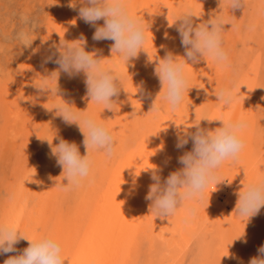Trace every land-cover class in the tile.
Masks as SVG:
<instances>
[{"label":"rangeland","instance_id":"rangeland-1","mask_svg":"<svg viewBox=\"0 0 264 264\" xmlns=\"http://www.w3.org/2000/svg\"><path fill=\"white\" fill-rule=\"evenodd\" d=\"M220 2L128 0L129 11L146 26L149 54L142 50L127 62L112 55L113 40L93 39L95 27L79 17V3L69 6L75 0H0V224H15L30 238H55L65 264H250L259 256L264 246V207L249 220L235 208L244 185L264 176V0H245V7L232 11ZM189 9L200 16L194 24L212 14L223 18L229 62L220 66L208 59L188 64L189 91L172 112L152 60L169 52L182 59L180 22L169 27L167 16L174 24ZM21 15L34 21L31 47L20 46L15 38ZM103 23V19L97 22ZM61 38L83 39L86 52L95 53L122 76L127 92L122 89L113 97L112 110L85 98L83 72L73 77L61 72V97L36 89L41 76L58 69L55 56L45 61ZM233 84L241 85V92L237 103L226 109L216 92ZM160 91V111L150 112ZM62 99L106 124L116 142L111 157L99 151L91 154L90 177L70 190L64 189L63 169L44 140L74 142L81 156L86 154L78 125L66 124L55 109H47ZM205 117L247 122L239 159L229 160L210 199L187 201L174 216L156 218L146 199L154 183L149 168L162 171V182L180 170L179 158L192 150L193 143L189 139L178 148V137L186 130L195 132V124ZM221 125L202 120L199 127L214 130ZM188 209L194 210L191 217ZM28 245L21 239L16 252L0 253V264Z\"/></svg>","mask_w":264,"mask_h":264},{"label":"clouds","instance_id":"clouds-1","mask_svg":"<svg viewBox=\"0 0 264 264\" xmlns=\"http://www.w3.org/2000/svg\"><path fill=\"white\" fill-rule=\"evenodd\" d=\"M77 2L80 5L79 17L95 27L93 39L114 41L111 46L112 55L119 54L124 61L129 62L138 57L142 50L148 53L146 44L149 36L146 26L129 11L128 0H75V3L69 6L74 7ZM222 2L231 11L246 6L245 0H221L220 6ZM194 18L198 19L200 16L191 9L180 14L174 24L167 16L169 27L180 22L177 31L185 48L184 56L180 59L178 57L181 56L169 52L163 58L152 60L156 62L154 74L161 82L163 99L172 112L180 108L185 93L189 91L190 79L186 71L188 64L199 63L201 60L207 62L208 59L220 66H228L229 62L228 53L223 47V26L226 25L223 18L212 14L210 19L199 24H194ZM101 19L104 23L98 25L97 22ZM20 24L15 38L20 46L31 47L34 41L31 38L34 21L26 15H21ZM54 47L56 52L48 56L45 63L53 61L55 56L54 62L58 69L41 76L40 81L34 84L36 89L49 94V97H61L58 94V78L61 72L69 77L83 72L86 76L85 98L103 105L105 110H112L113 97L118 96L122 89L125 90L122 76L114 68L106 66L102 58H97L95 53L86 52L83 39L70 42L61 38L59 45ZM241 87L233 84L230 88L217 90L216 97L220 104L226 109H231L239 99ZM160 93L161 91L153 101L150 112L160 111V104L157 102ZM73 106L62 99L57 101L52 109L46 107L50 111L55 109L56 115L66 124L78 125L84 136L86 154L83 156L74 142L61 138L54 144V139H44L49 144L52 156L56 157L57 164L63 169V180H67L66 184L63 183L65 190L79 187L90 177L93 152H103L111 157L116 143L106 124L87 112L76 111ZM202 120L209 123L221 121L222 125L214 130L202 128L199 127ZM202 120L195 124V132L186 130L178 137V148L186 145L189 139L193 143L192 150L179 158L183 165L180 170L172 172L162 182L156 166L149 168L152 170L151 178L154 183L150 185L146 199L151 201L149 211L155 214L156 218L168 219L174 216L177 209L187 201H203L210 185L217 186L221 182L218 172L225 161L237 162L239 159L244 147L241 133L247 127V122L243 118L233 120L224 117H205ZM245 173L247 175L246 170ZM238 196L235 211L240 217L249 220L258 214L264 207V176L244 185ZM192 215L194 210L190 209L188 217ZM21 239L29 242L28 247L22 253L10 256L4 264H65L61 244L55 238L47 235L30 238L20 232L15 224H0V253L16 252V245ZM258 252L259 256L253 257L250 264H264V246H261Z\"/></svg>","mask_w":264,"mask_h":264},{"label":"bare ground","instance_id":"bare-ground-1","mask_svg":"<svg viewBox=\"0 0 264 264\" xmlns=\"http://www.w3.org/2000/svg\"><path fill=\"white\" fill-rule=\"evenodd\" d=\"M24 83H25V82H24ZM229 163H230L229 161H225V163H224V164L221 166V168L219 169L218 174H219V176H220L221 179H222V177H221L222 174H225L222 170H225V171H226V169L229 168ZM156 167H157V166H156ZM227 170H228V169H227ZM160 171H161V170H160ZM163 171H164V170H163ZM166 171H167V170H166ZM161 172H162V171H161ZM161 172H159V173H161ZM166 173H167V172H166ZM166 173H165V174H166ZM232 173H233V172H232ZM235 173H236V172H235ZM161 174H162V173H161ZM163 174H164V173H163ZM237 174H238V173H237ZM165 177H166V176H165ZM164 179H165V178H164ZM235 179H237V178H235ZM237 182H238V180H237ZM238 183H239V182H238ZM219 184H220V183H218L217 185H219ZM232 184H233V181H232L231 184H229V188H230V189H231V187L234 188V186H233ZM239 186H240V185H239ZM214 187H216L215 184L210 185L209 189L207 190V192H206V194H205V196H206L207 198H209V196H210V197L213 196V192H214L213 189H214ZM230 189H229V190H230ZM234 191L237 192L236 190H234ZM238 191H239V190H238ZM230 194H231V193H230ZM234 194H235V193H234ZM234 194H232V195H234ZM228 196H230L229 198H232L231 195H228ZM207 198H206V199H207ZM209 199H210V198H209ZM234 199H235V198H234ZM230 200H232V199H230ZM195 201H196V200H195ZM207 201H208V199H207ZM207 201H206V202H207ZM232 201H233V200H232ZM206 202H205V203H206ZM194 203H195V202H194ZM185 204H186V203H185ZM196 204H197V203H196ZM206 205L208 206L209 204H206ZM207 206H206V207H207ZM179 209H180V208H179ZM188 210H189V209H188ZM160 224H161V223H160ZM163 225H164V224H163ZM159 226H160V225H159ZM157 228H158V227H157ZM159 229H161V228H159ZM164 229H165V228H164ZM164 229H163V230H164ZM161 231H162V230H161ZM161 231H160V232H161ZM170 231H171V230H170ZM162 235H163V234H162ZM167 237H168V236H167ZM183 241H184V240H183ZM171 260H172V259H171ZM162 262H163V261H162ZM169 263H170V262H169ZM174 263H175V262H174ZM2 264H4V262H2Z\"/></svg>","mask_w":264,"mask_h":264}]
</instances>
